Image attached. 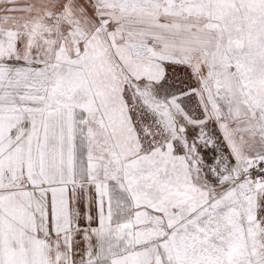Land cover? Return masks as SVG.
Here are the masks:
<instances>
[{"label": "snow or ice", "instance_id": "1", "mask_svg": "<svg viewBox=\"0 0 264 264\" xmlns=\"http://www.w3.org/2000/svg\"><path fill=\"white\" fill-rule=\"evenodd\" d=\"M0 264H264V0H0Z\"/></svg>", "mask_w": 264, "mask_h": 264}]
</instances>
